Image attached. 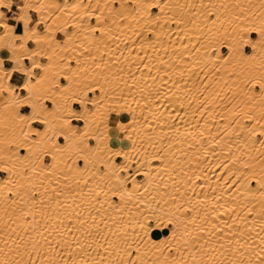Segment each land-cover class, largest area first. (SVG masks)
<instances>
[{"label": "bare ground", "instance_id": "6f19581e", "mask_svg": "<svg viewBox=\"0 0 264 264\" xmlns=\"http://www.w3.org/2000/svg\"><path fill=\"white\" fill-rule=\"evenodd\" d=\"M244 1L22 0L14 18L0 7V60L8 53L14 62L0 67V158L12 169L0 175V264H119L125 241L137 234L145 238L146 264H257L264 97L256 88L264 46L257 40L252 47L250 37L264 31V0ZM3 3L12 9L16 0ZM32 11L40 17L34 24ZM244 33L249 38L237 51ZM26 34L43 39L29 48ZM224 48L229 55L220 59ZM15 71L25 75L22 84L12 82ZM53 75L73 91L93 85L87 95L96 105L89 114L73 102L84 116L73 127L87 139L77 135L45 167L8 148L24 126L17 113H32L15 102L39 99ZM161 220L171 226L141 231Z\"/></svg>", "mask_w": 264, "mask_h": 264}, {"label": "snow or ice", "instance_id": "6c2138e0", "mask_svg": "<svg viewBox=\"0 0 264 264\" xmlns=\"http://www.w3.org/2000/svg\"><path fill=\"white\" fill-rule=\"evenodd\" d=\"M8 4L3 3V0H0V7H7ZM26 8H30L31 5H25ZM39 7V5H37ZM58 11H63L64 8L59 4L55 3L53 5ZM67 7V5H65ZM71 7H84L83 4H73ZM90 8L91 6L88 5ZM119 7V5H117ZM147 10V8H145ZM23 23L24 26L27 27L28 32L31 33L33 29L29 25L26 17L20 16L18 17ZM91 30V29H89ZM4 31V27L2 24H0V32ZM17 32H20L21 29L17 28ZM245 38H249L248 33L243 34V38L238 42L237 45V51H239V45H242L245 42ZM43 38H37L31 35H25V40L29 41L28 47L31 48V42L35 40L37 44L41 43ZM69 39H71V32H69ZM260 40L261 45L264 46V31H261L259 36L252 35L250 37L251 46L255 47L256 41ZM21 47H23V44H21ZM207 55V53H205ZM32 56H39L41 55L38 51H32ZM213 55H215V52H213ZM229 55V53L225 52L224 55L220 56V59H224L225 56ZM6 63L5 60H0V67L4 66ZM35 67L39 68L41 65L35 64ZM5 70V78H7V70ZM23 71H26L24 69ZM28 75H31L30 72H27ZM72 74V68L69 67L67 72L64 73L66 77L71 76ZM255 79V78H254ZM53 87L49 89L48 92L44 93L42 96L39 97V99L29 98L23 101H16L15 106L19 107L21 103L25 105L23 108L24 113H28L30 108L32 109L31 115L24 116L20 113H17V119L22 121L23 127L19 129V140L13 141L12 146L8 148V152L12 153L16 149H25L27 153L31 155L36 156V160L38 161L40 156H47L49 154H52L56 151H63L64 150V144L70 143L72 139H74L77 135L83 136L84 139H87L86 133H79L74 127L73 124L77 120H83L84 116L80 114V112L74 108H72V104L75 101L77 103V107H79V102H83V107L87 108L89 114H94L93 107L95 106L96 102L91 99L89 95H87L89 92H91L93 85H88L82 90L79 91H73L70 86L64 85V82L61 81V83L57 84L56 76L53 75ZM248 85H251L253 83V80H249ZM62 86L64 87V91H62ZM256 91L261 97H264V75H262L259 78V84L257 85ZM62 98L63 104L65 106V109L61 111L60 109V103L61 100L57 99V95ZM51 101L52 103H48ZM42 105V107H41ZM5 106H8L7 104ZM39 108V110H37ZM109 111L113 112L114 114L118 112L116 109H110ZM50 116H54V119H49ZM124 119H127V117H124ZM65 125L68 126V130L65 131ZM59 139V143L57 140ZM83 141H81L82 145ZM52 145V147L46 148L45 151H40L39 154H36L35 149L46 147V145ZM81 145H78L80 147ZM81 151L83 152V148L81 147ZM115 156H122V153H114ZM26 159H30L31 156H25ZM19 159V158H18ZM0 162L3 163V166L0 167V175H3L5 172H11L12 169L8 166L7 161H3L2 158H0ZM81 164L86 168L87 162L84 160H81ZM45 167L47 165L45 164ZM35 168V165H33V169ZM27 171V170H26ZM115 174V171L114 173ZM11 181H9L10 183ZM165 226H171V220H161L158 224H141L140 228L143 232L146 227H165ZM154 235H158V233H154ZM166 235V233H165ZM146 236V234H145ZM145 243V238L141 237L139 234H137V237L132 240H126L125 241V247L123 248V255L119 259V264H146V261L141 257V246ZM254 260L257 261V264H264V249H261L259 253H256L253 257ZM251 264V262H250Z\"/></svg>", "mask_w": 264, "mask_h": 264}, {"label": "rangeland", "instance_id": "374dc122", "mask_svg": "<svg viewBox=\"0 0 264 264\" xmlns=\"http://www.w3.org/2000/svg\"><path fill=\"white\" fill-rule=\"evenodd\" d=\"M22 0H16V4L14 5L15 7H16V11H17V13H18V11H20V9H19V7H18V3H20ZM18 2V3H17ZM247 2H250V0H245L243 3V5H247ZM120 3L119 2H116L115 3V5H119ZM241 4H242V2H241ZM222 8H224V7H221V10H223ZM155 9V8H154ZM154 9H153V13H156V11H154ZM157 10H158V8H156ZM252 9V8H251ZM251 9H249L248 10V13H250L251 12ZM17 13H15V16L17 15ZM32 13H33V20H32V22H31V24H34L35 22H37L38 20H40V17H39V15H37V13L35 12V11H32ZM108 20H110V18L108 19ZM91 21H93V22H96L97 23V18L95 17H92V19H91ZM232 26H238L239 25V21L238 20H236V19H234L231 23H230ZM39 27L41 28V29H44L45 28V23H40V25H39ZM247 27L248 28H252V25L249 23L248 25H247ZM74 28L73 27H71V30H73ZM114 32H118V30L117 29H114ZM58 36L59 37H62L61 35H59L58 34ZM227 40V38H225V37H223L220 41H226ZM64 43L65 44H67L68 43V40H65L64 41ZM35 44L33 43V42H31V46H34ZM247 50H250V48L249 49H247ZM224 51L226 52L227 51V49L226 48H224ZM6 54V56H8L7 54L8 53H5ZM42 60L43 61H46L47 59L43 56L42 57ZM28 64H31V60H29V62H28ZM36 71L39 73L41 70L39 69V68H37L36 69ZM63 81H65V79H63ZM93 95V94H92ZM22 100H26V96L24 97V98H22ZM22 100H20V101H22ZM22 105H23V103H21V107H22ZM81 123V122H80ZM91 137V136H90ZM89 140L91 141V142H95V140L91 137V138H89ZM45 150H46V148H44ZM44 149H42V150H40V151H45ZM22 152H26V150H24V149H22ZM44 159H43V158ZM46 157H49L50 158V160H45L46 159ZM74 157V156H73ZM73 157H72V159H73ZM40 159H42V163H43V161H44V163L43 164H45V163H49V162H52V156L49 154V155H47V156H40ZM123 159L122 158H119L118 159V161H122ZM104 168V167H103ZM26 170L28 171L29 170V168H27L26 167ZM25 170V171H26ZM133 172H135L134 171V169H132V173ZM2 176H5V174L4 175H2ZM140 178L141 177H143V176H139ZM65 182H67V181H65ZM117 198V197H116Z\"/></svg>", "mask_w": 264, "mask_h": 264}, {"label": "crops", "instance_id": "0c3cea01", "mask_svg": "<svg viewBox=\"0 0 264 264\" xmlns=\"http://www.w3.org/2000/svg\"><path fill=\"white\" fill-rule=\"evenodd\" d=\"M14 10V11H13ZM154 11H157V9L155 8L154 9ZM15 13H17V11H16V7H13L12 9H9V8H7V7H4V17L5 18H9V17H11V18H14L15 17ZM59 35H61L62 36V34H59ZM252 35H256L255 33H252ZM247 49H249V47L247 48ZM5 61H6V66H8V67H10V66H12V65H14V62H12V61H10L9 59H8V56H6L5 57ZM26 62L28 63L29 62V60H26ZM24 80H25V75L24 74H22V73H20V72H18V71H15L14 72V74H13V76H12V82L13 83H16V84H22L23 82H24ZM22 93H26V90H22ZM48 103H52L51 101H49ZM74 106L76 107V108H81L80 107V105H79V107H77V103H74ZM25 107V105H23L22 107H21V111H23V108ZM29 111H31V108H30V110ZM75 122H77V123H80L81 121H75ZM45 160H50V158L49 157H46V159ZM5 174V173H4ZM3 174V175H4Z\"/></svg>", "mask_w": 264, "mask_h": 264}]
</instances>
